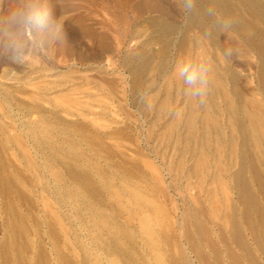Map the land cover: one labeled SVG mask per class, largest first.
Listing matches in <instances>:
<instances>
[{"label": "rangeland", "instance_id": "374dc122", "mask_svg": "<svg viewBox=\"0 0 264 264\" xmlns=\"http://www.w3.org/2000/svg\"><path fill=\"white\" fill-rule=\"evenodd\" d=\"M15 3L0 0V16ZM46 3L63 22V41L23 66L0 57V264L16 226L17 264H65L60 254L73 264H155L147 225L158 231L163 264L180 248L193 261L184 214L196 211L215 230L211 207L234 193L213 180V167L204 177L187 173L195 155L179 138L182 124L171 133L165 126L182 96L156 109L166 76L149 72L135 91L127 71L140 50L159 52L146 43L148 17L182 24V12L175 0ZM221 37L238 89L261 99L254 51L234 33Z\"/></svg>", "mask_w": 264, "mask_h": 264}, {"label": "bare ground", "instance_id": "6f19581e", "mask_svg": "<svg viewBox=\"0 0 264 264\" xmlns=\"http://www.w3.org/2000/svg\"><path fill=\"white\" fill-rule=\"evenodd\" d=\"M235 1L237 5L233 6L232 0H197L195 12L183 18L182 24L148 17L146 43L157 44L159 52L152 57L140 50L130 58L132 64L127 67L130 88L135 91L143 87L149 72L166 76L161 85L164 94L157 101L156 109L159 114L165 113L170 102L182 96L165 126L171 133L182 124L183 133L179 138L184 149L192 147L195 155L187 173L204 177L213 167V180L228 186L234 193V200H228L223 207L214 204L211 207L213 215L220 220L215 230L196 211L184 214L183 239L193 254V261L188 252L180 248L177 256L168 254L170 264H264L259 258L260 254L264 255V0ZM209 7L220 17L234 21L229 32L254 51L261 99L247 96L238 89L237 73L230 65L232 62L228 63L227 50L220 42L222 32L213 27L214 17L206 14ZM209 31L212 35L206 37ZM172 48L176 60H203L211 64V90L206 106L184 95L183 82L172 71L169 56ZM128 61L129 56L122 62ZM12 210L15 211L13 207ZM146 228L155 264H163V254L156 248L158 231L148 225ZM117 230L129 235L120 227ZM19 233L16 226L15 233L3 242L4 264L18 262L11 259V252L20 248ZM162 237L166 243L168 237L164 233ZM58 257L65 264H73L62 254Z\"/></svg>", "mask_w": 264, "mask_h": 264}, {"label": "clouds", "instance_id": "9594fccd", "mask_svg": "<svg viewBox=\"0 0 264 264\" xmlns=\"http://www.w3.org/2000/svg\"><path fill=\"white\" fill-rule=\"evenodd\" d=\"M177 7L187 19L196 10L197 0H175ZM206 14L214 17L213 27L219 32L228 33L234 21L220 17L215 9L209 7ZM212 33L206 32V37ZM0 57L17 65H26L41 57L47 46L53 48L63 41V22L46 0H17L4 16H0ZM229 50L226 55H231ZM172 71L183 82V93L206 106L211 90L210 73L212 66L206 61L178 59ZM146 93L141 92L139 99L143 102Z\"/></svg>", "mask_w": 264, "mask_h": 264}]
</instances>
